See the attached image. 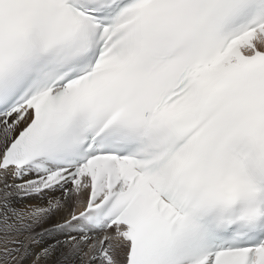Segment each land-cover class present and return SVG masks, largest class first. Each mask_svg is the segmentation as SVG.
<instances>
[{"label": "snow or ice", "instance_id": "6c2138e0", "mask_svg": "<svg viewBox=\"0 0 264 264\" xmlns=\"http://www.w3.org/2000/svg\"><path fill=\"white\" fill-rule=\"evenodd\" d=\"M0 264H264V0H0Z\"/></svg>", "mask_w": 264, "mask_h": 264}]
</instances>
